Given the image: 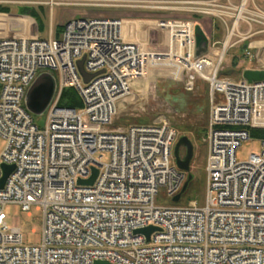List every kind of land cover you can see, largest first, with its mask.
<instances>
[{"label":"built area","instance_id":"2783aa9c","mask_svg":"<svg viewBox=\"0 0 264 264\" xmlns=\"http://www.w3.org/2000/svg\"><path fill=\"white\" fill-rule=\"evenodd\" d=\"M141 1L173 4L195 15H216L214 8L221 7L218 0H0V6L135 8ZM239 1L236 12H221L234 20L230 27L221 18L226 39L208 38L209 50L200 57L194 21L158 24L170 30L179 49L174 57L187 72V90L199 78L210 86L205 203L188 206L167 204L187 177L174 159L177 130L167 120L111 128L119 100L133 94L151 60L167 55L125 41L126 20L120 18L75 19L59 38L51 29L43 39L39 33L21 35L20 27H32L22 23L24 17L9 15L11 23L0 13V137L6 140L0 183L2 165L15 167L3 188L0 184V264H264V139L259 154L237 159L252 130L264 129V80L222 75L227 51L248 39L233 42L241 25L264 26V11L253 3L257 10L247 12L250 0ZM244 47V57L256 59L246 71L264 72L260 49ZM83 58L85 71L95 75L88 83L78 69ZM43 73L55 77L57 89L40 127L25 98ZM68 88L78 92L81 108L59 104ZM92 168L99 170L95 183L80 185ZM8 205L42 211L40 245H25L21 229L9 227ZM149 227L156 228L149 240L136 233Z\"/></svg>","mask_w":264,"mask_h":264},{"label":"rangeland","instance_id":"374dc122","mask_svg":"<svg viewBox=\"0 0 264 264\" xmlns=\"http://www.w3.org/2000/svg\"><path fill=\"white\" fill-rule=\"evenodd\" d=\"M144 1V0H143ZM152 1V0H145ZM169 1V0H155ZM235 6L228 3L227 0H218L220 8H214L216 15L207 14L195 15L194 13L179 11L174 8L175 5L167 3L143 4L142 7L133 8H100L80 5H56V6H32L35 12L26 14L23 12V6L9 5L1 6L9 8L6 14L7 22L13 23L9 15L24 17L23 24H30L32 27H20L19 31H24L21 35L39 36L47 39L50 36V30L56 34L57 27L65 26L68 22L75 19L86 18H126L131 23L125 29L131 35L139 39V44L147 50L161 53L162 55L151 60L148 65L146 75L138 80L133 87V94L129 97L121 98L118 102L117 115L114 118L111 128H126L137 124H150L154 121L167 120L178 133V140L182 137H188L194 145V158L191 163L190 173L193 175V186L188 193L184 195L177 206H188L190 202L197 201L200 205L205 203L206 194V162L208 156V147L204 141L206 130L208 128L211 112V96L209 84L198 79L193 91L186 88L187 72L184 65L179 63L175 57L179 55V49L175 48L172 41L170 30L159 28L158 24L162 20L177 21L206 17L211 20V25H206L210 31L209 38L223 42L227 37L226 25L221 18V12H236V8L241 6L239 0H232ZM154 3V2H153ZM254 0H250L247 12H255ZM154 6L145 8L144 6ZM228 6L231 10L224 9ZM31 8V7H30ZM264 11L262 8L258 7ZM253 10V11H252ZM215 12V11H214ZM231 27L234 21L231 18H223ZM198 21V20H197ZM25 22V23H24ZM18 23V22H16ZM199 25L198 22H195ZM21 24V23H20ZM21 26V25H18ZM42 27V29H41ZM240 33L234 36L233 42L248 38L243 43L229 49L225 55L223 64V76H228L234 80H240L247 68L255 65L256 59H246L245 44H255L260 51L261 57H264V26L254 24L250 29L245 23L241 25ZM208 37V36H207ZM173 49V50H172ZM175 56V57H174ZM237 64L235 66V62ZM35 122L43 127L46 121V114L34 116ZM261 141L256 135H251V140L243 142L237 150V159L239 161H248L251 154H259L261 151ZM6 147V140L0 137V156ZM183 157L186 155L185 148L180 152ZM101 154H98L99 157ZM102 161L107 163L110 160L109 153L103 154ZM159 201H162L159 199ZM172 199L167 201L171 203ZM7 222L9 227L17 226L21 229L23 243L27 246H38L42 243L43 215L37 207H32L30 212H24L19 205H8L5 208Z\"/></svg>","mask_w":264,"mask_h":264},{"label":"water","instance_id":"95a60500","mask_svg":"<svg viewBox=\"0 0 264 264\" xmlns=\"http://www.w3.org/2000/svg\"><path fill=\"white\" fill-rule=\"evenodd\" d=\"M195 38H196V56L200 57L206 54L209 50V39L204 33L200 25H196L195 28ZM85 58L78 61V69L80 74L83 76L86 83H88L95 75L88 74L84 69ZM244 77L249 82L262 81L264 80V72L259 71H246L244 72ZM57 89V82L53 75L49 73L41 74L37 80L33 83L31 88L28 90L25 103L27 110L34 116H41L45 114L47 108L50 106L55 92ZM185 146L187 149V155L185 159L180 156V148ZM174 158L176 161L177 168L183 173H189L190 162L194 156V145L188 137H182L178 140L174 149ZM3 177L1 179V188L4 187L6 180L12 174L15 167L9 165H2ZM99 170L97 168H92V176L87 180H80L79 184L83 186H92L98 176ZM193 180V175H189L187 181L181 190V193L173 198V203L178 204L182 195L187 191L189 183ZM156 230L154 227L145 228L138 230L136 233L143 234L150 239L151 234ZM95 264H108L107 262L98 261Z\"/></svg>","mask_w":264,"mask_h":264},{"label":"trees","instance_id":"16d2710c","mask_svg":"<svg viewBox=\"0 0 264 264\" xmlns=\"http://www.w3.org/2000/svg\"><path fill=\"white\" fill-rule=\"evenodd\" d=\"M23 9H24L23 12L26 14H28V13L32 14V12H35L34 8L24 7ZM0 12L7 13V12H9V8H4V7L0 6ZM41 29H42V27H41ZM63 31H64V26L57 27L56 37L59 38ZM39 33H40V31H39ZM236 64H237V61L235 62V66H236ZM59 104L63 107L72 108V109H79L82 107L81 98H80L78 92L74 88H68V89H65L63 91ZM252 134L258 136L259 138L264 139V129H253ZM187 179H188V176L186 177L185 182L187 181ZM192 182H193V180L189 183L187 191L182 195V197L184 195H186L188 193L189 189L193 186ZM174 205H176V204H174Z\"/></svg>","mask_w":264,"mask_h":264},{"label":"crops","instance_id":"0c3cea01","mask_svg":"<svg viewBox=\"0 0 264 264\" xmlns=\"http://www.w3.org/2000/svg\"><path fill=\"white\" fill-rule=\"evenodd\" d=\"M198 1H207V0H198ZM254 4L264 10V0H254ZM120 19L128 21L126 18H120ZM195 20H196L195 22L199 23V25L201 26L202 30L204 31V33L209 38V32L210 31L206 28V25H209V24L211 25V20L207 19L206 17L198 18V19H195ZM124 26L128 27L130 25H128V23H125ZM124 32H125V34H124ZM121 33H122V37L124 38L125 41L139 44V39H137L136 36L131 35L128 30H123V28H122Z\"/></svg>","mask_w":264,"mask_h":264},{"label":"flooded vegetation","instance_id":"af4514ba","mask_svg":"<svg viewBox=\"0 0 264 264\" xmlns=\"http://www.w3.org/2000/svg\"><path fill=\"white\" fill-rule=\"evenodd\" d=\"M176 144H177V142H176ZM176 144H175V146H176ZM175 146H174V149H175ZM182 148H185V150H186V155H187V149H186V147L185 146H182L181 148H180V152H181V149ZM174 149H173V153H174ZM186 155H184L183 157L181 156V154H180V156H181V158L182 159H185L186 158ZM193 158H194V156H193ZM175 159V158H174ZM193 160V159H192ZM192 160H191V162H190V165H189V167H190V171H191V163H192ZM176 162V161H175ZM190 171H189V173H185L187 176H189L191 173H190ZM192 175V174H191Z\"/></svg>","mask_w":264,"mask_h":264},{"label":"bare ground","instance_id":"6f19581e","mask_svg":"<svg viewBox=\"0 0 264 264\" xmlns=\"http://www.w3.org/2000/svg\"><path fill=\"white\" fill-rule=\"evenodd\" d=\"M242 11H243V9L241 8V9H240V12H242ZM125 23H131V22H130V21H125V22L123 23V27H122L123 30H126V29H125V26H124ZM124 34H125V32H124ZM125 36H126V35H125ZM259 46H261V48H264V46L261 45L260 43H259Z\"/></svg>","mask_w":264,"mask_h":264}]
</instances>
